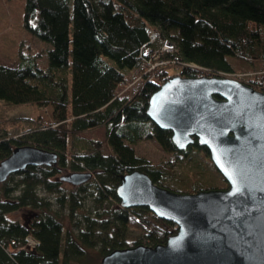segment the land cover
<instances>
[{"label": "trees", "instance_id": "16d2710c", "mask_svg": "<svg viewBox=\"0 0 264 264\" xmlns=\"http://www.w3.org/2000/svg\"><path fill=\"white\" fill-rule=\"evenodd\" d=\"M24 8L26 27L52 47L44 67L0 63V99L34 103L40 112L30 127L0 134V162L26 144L56 151L58 162L28 165L0 182V264L89 263L116 248L166 242L176 223L148 206H122L116 191L122 174L139 169L181 192L228 182L205 145L196 139L178 149L172 131L148 115L151 94L171 75L170 67L145 66L146 46L156 45L150 31L157 45L165 37L174 43L166 57L181 65V74H231L232 56L251 67L239 79L264 90V0H25ZM132 79L140 82L136 89ZM99 125L107 126L112 152L100 151L98 139L91 140L95 151L90 143L91 151L69 148L71 134ZM148 137L174 155L203 153L207 162L196 166L203 176L188 168L166 182L172 160L155 162L133 145ZM68 170L93 175L75 185L61 178Z\"/></svg>", "mask_w": 264, "mask_h": 264}, {"label": "water", "instance_id": "95a60500", "mask_svg": "<svg viewBox=\"0 0 264 264\" xmlns=\"http://www.w3.org/2000/svg\"><path fill=\"white\" fill-rule=\"evenodd\" d=\"M147 113L172 131L178 149L196 139L205 145L228 187L181 192L139 169L122 174L121 205L148 206L177 231L164 243L116 248L100 264H264V90L232 76L178 73L151 94ZM57 162L54 150L17 146L0 162V182L28 165ZM92 175L71 171L61 178L79 185Z\"/></svg>", "mask_w": 264, "mask_h": 264}, {"label": "rangeland", "instance_id": "374dc122", "mask_svg": "<svg viewBox=\"0 0 264 264\" xmlns=\"http://www.w3.org/2000/svg\"><path fill=\"white\" fill-rule=\"evenodd\" d=\"M24 6L25 0H0V63L17 66H30L36 63V65L44 67L48 64L49 50L52 45L50 42L34 35L26 27ZM155 43L156 45L152 44L154 55L165 54L163 57L169 58L166 56L170 51H172L171 44L164 43L161 46V43L159 45H157V41H155ZM162 48L166 52L161 53ZM231 61L236 64L234 66L235 71L224 76H232L239 79L238 75H251L252 72L245 73L246 71H242L243 68L249 70L251 67H241L240 65H238L237 60L232 56ZM159 62L156 63V61L152 57L147 61V63H145V66H147L148 68L150 67L149 70H153L154 68H164V66L167 67V69L170 67L169 72L171 73V75L181 72V65L175 63L174 61H168L165 63L160 62L161 64H159ZM190 65L199 67V65L195 63H191ZM132 80H129L131 81L129 82V86L132 89H136V86L138 87L140 82ZM242 81L246 82V80ZM38 114H40L38 106L34 103L16 104L0 99V134L16 133L20 131L19 129L30 127V123H32V121ZM44 114L48 116L51 115L50 111H44ZM106 129V125H99L91 129L80 131L77 134H71L69 137V148L71 150H87L88 144L90 143L93 147L92 151H95V145L93 146L91 140L93 141V139H98L102 141V144L100 145V151L104 153L112 152L113 149L107 140ZM133 145L139 155L145 156L155 162L162 159L172 160V162L174 163V171L171 177L167 178L166 182H172L177 177L184 176L188 172V168L194 169L193 171L196 174L195 177L199 178L203 176L202 172L200 173L196 171L197 162L199 160L203 161L204 163L207 162L204 159L205 155L203 153L189 152L182 156L174 155L171 152L163 150L153 137L142 139ZM191 154L193 159L189 160L187 156ZM185 159H188L189 165H185ZM194 160L196 161L194 162ZM68 172L69 170L65 171V173ZM68 186L70 187L69 183ZM22 218L27 219L28 217L26 214H24ZM130 234L134 235L136 234V232H131ZM81 262L87 263L85 260H81ZM87 264H100V258L95 259Z\"/></svg>", "mask_w": 264, "mask_h": 264}, {"label": "built area", "instance_id": "2783aa9c", "mask_svg": "<svg viewBox=\"0 0 264 264\" xmlns=\"http://www.w3.org/2000/svg\"><path fill=\"white\" fill-rule=\"evenodd\" d=\"M159 36H158V34L155 32V31H151L150 32V41L152 42V43H154L156 40H157V38H158ZM159 39V38H158ZM164 43H169V44H171V49H172V51H170V52H173V50L175 49V45H174V43L173 42H171L170 40H169V38H163L162 39V41H161V46H162V44H164ZM168 51V50H167ZM163 52H166L165 50H163V48L161 49V53H163ZM145 53L148 55L149 54V56H150V58H149V60L153 57L154 58V60L156 61V63L157 62H159V60H160V62H162V63H165V62H168V61H170V62H175L176 60H174V59H171V58H164L163 56L165 55H161V54H156V55H154V53H153V50H152V46H146V48H145ZM159 62V64H161ZM150 68V67H149ZM154 69H156V68H154ZM31 242H34V240H31Z\"/></svg>", "mask_w": 264, "mask_h": 264}]
</instances>
